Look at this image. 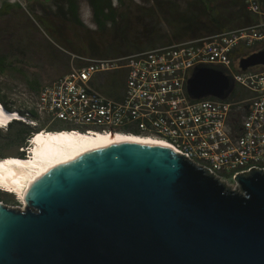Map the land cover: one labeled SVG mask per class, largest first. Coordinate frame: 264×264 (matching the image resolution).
Masks as SVG:
<instances>
[{
	"label": "water",
	"instance_id": "obj_1",
	"mask_svg": "<svg viewBox=\"0 0 264 264\" xmlns=\"http://www.w3.org/2000/svg\"><path fill=\"white\" fill-rule=\"evenodd\" d=\"M238 66L264 67V48ZM233 85L197 66L186 91L225 99ZM235 181L240 191L169 145L81 153L35 177L24 209L0 203V264H264V173Z\"/></svg>",
	"mask_w": 264,
	"mask_h": 264
},
{
	"label": "built area",
	"instance_id": "obj_2",
	"mask_svg": "<svg viewBox=\"0 0 264 264\" xmlns=\"http://www.w3.org/2000/svg\"><path fill=\"white\" fill-rule=\"evenodd\" d=\"M243 1L254 19L243 27L114 57L70 54L69 71L41 86L32 125L151 138L227 185L264 173V67L241 70L234 61L264 42V0ZM197 66L222 70L248 96L191 98L186 84ZM108 74L122 75L119 98L99 89ZM242 108L236 131L233 114Z\"/></svg>",
	"mask_w": 264,
	"mask_h": 264
},
{
	"label": "rangeland",
	"instance_id": "obj_3",
	"mask_svg": "<svg viewBox=\"0 0 264 264\" xmlns=\"http://www.w3.org/2000/svg\"><path fill=\"white\" fill-rule=\"evenodd\" d=\"M170 1L181 10L188 0ZM72 2L75 17L68 13V0H0V55L14 61L17 68L0 74V88L10 101L25 99L34 103L36 97L27 87L26 78H35L43 86L69 71L70 54L99 56L97 52L101 48L120 40L112 34L108 21L102 27L96 23L89 0ZM4 4H9V8L3 10ZM111 4V8H129L131 12L125 41L128 38L138 42H146L151 37L163 38L156 42L157 47L164 45L171 35L153 1L124 0L120 5L111 0ZM258 47L263 49L264 42ZM237 57L234 61L238 63L241 57ZM113 77L117 81L122 79L121 74H108L103 77L105 86L111 83ZM116 91L119 95L121 87H117ZM15 134L14 129L0 130V156L17 157L22 148L13 140ZM225 185L240 191L237 185ZM18 196L9 194L0 203L24 209L26 205Z\"/></svg>",
	"mask_w": 264,
	"mask_h": 264
},
{
	"label": "trees",
	"instance_id": "obj_4",
	"mask_svg": "<svg viewBox=\"0 0 264 264\" xmlns=\"http://www.w3.org/2000/svg\"><path fill=\"white\" fill-rule=\"evenodd\" d=\"M116 1L120 5L124 3V0ZM151 1H153L154 7L158 10L163 21L171 31V35L166 39L164 45L208 36L228 28L243 27L254 21L253 17L246 10L243 0H188L185 7L181 10L170 0ZM89 2L91 3L96 23L102 27L105 25L104 22L108 21L109 25L112 27V34L118 37V39L120 38L118 43L108 44L101 48L97 52L99 56L114 57L146 50L156 47V42L163 40V38L156 39L151 37L148 38L146 42H138L133 38H128L125 41L124 38H126V33L129 29V18L131 15L129 8H111V0H89ZM9 6V4H4L2 9L9 8ZM68 13H72L75 17L72 0H68ZM257 50H259V47L250 52H244L241 58ZM13 63L14 61L9 60L7 56L0 55V74L5 73L7 70H17ZM25 82L29 90L33 92L36 97L42 85L35 78H26ZM119 86H123V81H117L113 77L109 85L100 86L99 89L109 97L119 98L116 91V88ZM248 94V91L241 89L237 85H233L226 99H243L248 96ZM34 103H29L28 100L25 99H17L12 102L0 88V107L7 111H17L23 120L24 118L28 120V122L14 120L9 123L6 128H0V130H16L13 140L22 148L21 151L17 153V157H21L22 159L27 158L26 151L30 146V140L34 134L40 132L42 129L51 132L54 131L53 126H44L45 121L41 123L38 122L36 125L29 123V121H34L38 118L34 109ZM244 112L245 110L242 108L233 114V129L236 131H238L240 127ZM4 157L5 156H0V159ZM8 195L9 193L0 190V201L4 200Z\"/></svg>",
	"mask_w": 264,
	"mask_h": 264
},
{
	"label": "bare ground",
	"instance_id": "obj_5",
	"mask_svg": "<svg viewBox=\"0 0 264 264\" xmlns=\"http://www.w3.org/2000/svg\"><path fill=\"white\" fill-rule=\"evenodd\" d=\"M36 107L37 99L34 103L35 112ZM21 119L17 111L2 110L0 107L1 127ZM24 121L28 122L26 118ZM29 123L32 124V121ZM125 141L159 144L151 138L120 133L88 135L69 131L38 132L31 140L27 158L8 156L0 159V185L9 191H14L22 199L25 188L39 174L50 171L59 163L73 159L81 153Z\"/></svg>",
	"mask_w": 264,
	"mask_h": 264
},
{
	"label": "clouds",
	"instance_id": "obj_6",
	"mask_svg": "<svg viewBox=\"0 0 264 264\" xmlns=\"http://www.w3.org/2000/svg\"><path fill=\"white\" fill-rule=\"evenodd\" d=\"M29 154V153H28Z\"/></svg>",
	"mask_w": 264,
	"mask_h": 264
},
{
	"label": "flooded vegetation",
	"instance_id": "obj_7",
	"mask_svg": "<svg viewBox=\"0 0 264 264\" xmlns=\"http://www.w3.org/2000/svg\"><path fill=\"white\" fill-rule=\"evenodd\" d=\"M261 67V66H260Z\"/></svg>",
	"mask_w": 264,
	"mask_h": 264
}]
</instances>
